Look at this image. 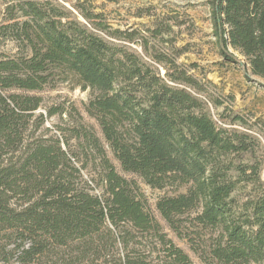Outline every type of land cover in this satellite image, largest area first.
I'll use <instances>...</instances> for the list:
<instances>
[{
    "label": "trees",
    "instance_id": "16d2710c",
    "mask_svg": "<svg viewBox=\"0 0 264 264\" xmlns=\"http://www.w3.org/2000/svg\"><path fill=\"white\" fill-rule=\"evenodd\" d=\"M208 4L223 61L264 80V0ZM5 12L0 39L19 52H0V264H195L109 153L151 187H185L156 208L202 262H264V145L243 116L215 117L219 96L178 61L182 48L162 47L184 20L114 27L80 0H8ZM69 76L89 89L102 137L83 124L63 141L38 132L33 92Z\"/></svg>",
    "mask_w": 264,
    "mask_h": 264
},
{
    "label": "rangeland",
    "instance_id": "374dc122",
    "mask_svg": "<svg viewBox=\"0 0 264 264\" xmlns=\"http://www.w3.org/2000/svg\"><path fill=\"white\" fill-rule=\"evenodd\" d=\"M7 1L0 0V23L6 20ZM59 1L71 5L79 0ZM80 1L95 11L103 12L114 27L146 28L151 26L157 18H169V16L175 15L180 20H184V24L173 26L172 31L164 35L167 41H163L162 47L165 48V46L174 43L175 46L182 48L183 52L178 57V61L189 68L197 78L207 83L209 89L219 96L221 105L211 106L215 117L223 110L243 116L250 124L249 131L258 136L264 145V80L250 72H248L249 78H247L241 65L223 61L212 34L208 0ZM166 20L170 22L169 19ZM138 49L141 50L139 47ZM0 52L17 55L19 51L12 39H0ZM240 58L243 60L242 56ZM160 69L164 72L162 66ZM55 81L42 90L33 92L43 98L41 106L35 112L36 115L44 114L42 128L38 132L45 131L48 135L55 134L63 141L66 136H69L70 128L83 124L102 137L96 119L86 111V104L90 96L89 89L83 90L76 78L72 76L63 81L58 79ZM49 108H58V111L53 115H48ZM235 127L244 128L240 123L235 124ZM47 128L48 130H46ZM66 149L76 153L78 150L77 140L71 138ZM109 155L120 173L127 177L137 178L141 192H143L146 209L160 220L169 237L190 254L195 264H205L191 249L187 239L179 238L174 231L168 228L156 208V202L160 197L184 191L185 187L167 186L163 189L151 187L136 175L124 172L112 154L109 153ZM89 170H84L86 177H95V173L91 169ZM193 229L196 230L195 227ZM160 249L159 253L162 255V248ZM253 264H264V262Z\"/></svg>",
    "mask_w": 264,
    "mask_h": 264
}]
</instances>
